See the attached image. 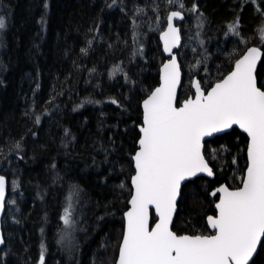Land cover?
I'll return each instance as SVG.
<instances>
[{
  "label": "trees",
  "instance_id": "obj_1",
  "mask_svg": "<svg viewBox=\"0 0 264 264\" xmlns=\"http://www.w3.org/2000/svg\"><path fill=\"white\" fill-rule=\"evenodd\" d=\"M171 11L183 14L179 103L194 77L207 90L251 45L263 50L264 88V0H0V169L7 197L18 187L5 204L0 264H39L42 244L44 264H115L141 102L159 82L158 35ZM246 144L234 128L205 141L214 178L183 185L175 233L211 234V192L240 186ZM253 260L264 264V250Z\"/></svg>",
  "mask_w": 264,
  "mask_h": 264
},
{
  "label": "snow or ice",
  "instance_id": "obj_2",
  "mask_svg": "<svg viewBox=\"0 0 264 264\" xmlns=\"http://www.w3.org/2000/svg\"><path fill=\"white\" fill-rule=\"evenodd\" d=\"M178 18H182L181 13L173 11L162 37L169 53L179 42L178 30L172 24ZM4 27L0 17V30ZM229 30L239 35L238 25H230ZM260 59L256 47L248 49L207 94L202 83L195 81L194 97L182 106L177 99L180 70L175 57L163 66L162 85L143 102V124L132 156L134 194L125 213L117 264H255L254 255L258 249L264 250V88L258 86L257 78ZM233 126L250 138L242 187L229 190L221 186L211 193L214 197L219 194L217 215L207 217L211 235H177L170 225L182 185L200 173L214 175L205 159L204 138ZM5 184L0 176V210L4 207ZM72 211L69 197L62 217L65 226L72 224ZM44 251L42 244L39 264H44Z\"/></svg>",
  "mask_w": 264,
  "mask_h": 264
},
{
  "label": "water",
  "instance_id": "obj_3",
  "mask_svg": "<svg viewBox=\"0 0 264 264\" xmlns=\"http://www.w3.org/2000/svg\"><path fill=\"white\" fill-rule=\"evenodd\" d=\"M173 11H171V12H169V14L167 15V18H166V24H165V27L162 29V31H160V33H159V35H158V41H159V43H160V46H161V50H162V53H163V55H164V58H165V60L163 61V63L160 65V67H159V75H158V80H159V82H158V85L151 91V92H153L156 88H158V87H160L161 85H162V76H163V66L166 64V63H169L170 62V60L173 58V57H175V59H176V61H177V65L179 66V70H180V84L178 85V87H177V97H178V92H179V89H180V87H181V82H182V71H181V67H180V63H179V60H178V56H177V51L181 48V46H182V34H181V31H180V27L176 24V21L177 20H179V21H182L183 20V14L181 13V16H182V18H178V19H174L173 21H172V24H173V26L178 30V37H179V42H178V45L176 46V47H173L172 49H171V53H169V52H166L165 51V42H164V39L162 38L163 37V34L165 33V32H167L168 31V18H169V16H171V13H172ZM179 12V11H178ZM252 47H256L259 51H260V53H261V59H262V55H263V50L262 49H260L259 47H257V46H254V45H251V46H249V47H247L246 49H245V51L242 53V55L240 56V57H238L235 61H234V63H233V66H232V68H231V70L221 79V80H223L232 70H233V68H234V65H235V62L238 60V59H240V58H242L243 57V55H245L246 54V52H247V50L248 49H250V48H252ZM261 59H260V61H261ZM260 61H258V63H257V68H258V65H259V63H260ZM221 80H219V81H221ZM195 81H199L198 79H197V77H194L193 79H192V81H191V87H192V90H193V94L192 95H190V96H188L186 99H183L179 104L182 106V104H183V102L185 101V100H187V99H189V98H193L194 97V94H195V88H194V82ZM219 81H216L215 83H213L212 84V86L210 87V88H208L207 90H204L205 91V94H207V91H209L217 82H219ZM150 92V93H151ZM150 93L142 100V102H141V111H142V122H141V125L140 126H142V124H143V102H144V100L145 99H147L148 98V96L150 95ZM139 126V127H140ZM139 127H138V131H139ZM233 128L234 129H237L239 132H241L242 134H244L245 136H246V138H247V144H246V149H245V156H246V167H245V170H244V173H243V178H242V180L246 177V170H247V166H248V155H247V150H248V145H249V143H250V138L247 136V134L246 133H244L241 129H239L237 126H233ZM232 128V129H233ZM232 129H229V130H226L225 132H221V133H215L213 136H211V137H205L204 138V140L205 141H207V140H210V139H213L214 137H216V136H219V135H222V134H224V133H227V132H229L230 130H232ZM139 136H140V132H139ZM139 139V138H138ZM138 142V141H137ZM137 148H138V143H137ZM137 150V149H136ZM136 152V151H135ZM135 152H134V154H135ZM133 154V155H134ZM206 159V158H205ZM206 161H207V159H206ZM207 163H208V161H207ZM209 164V163H208ZM132 165H133V161H132ZM209 167L211 168V166L209 165ZM133 170H134V172H133V174H132V176L134 175V173H135V169H134V166H133ZM0 176H2V177H4L5 178V182H6V184H5V201H4V207H3V209L2 210H0V237H2L3 239H4V236H3V230H2V219H3V216H4V212H5V204H6V200H7V190H8V182H7V179H6V177L3 175V174H1V169H0ZM131 176V177H132ZM197 177H206V178H208V179H213L214 178V175L213 176H208L206 173H200V174H198L197 175ZM197 177H195V178H197ZM195 178H193V180L195 179ZM192 181V180H191ZM186 182H188V181H186ZM185 182V183H186ZM184 183V184H185ZM183 184V185H184ZM183 185H182V187H183ZM221 186H225V187H228L225 183H222V184H220V185H218L217 187H215L213 190H212V192L213 191H215L217 188H219V187H221ZM181 187V188H182ZM240 187H242V181H241V183H240V186L238 187V188H240ZM130 188H131V194H130V197H129V200H128V203H127V209L124 211V213H123V230H122V236H121V240H122V237H123V234H124V231H125V228H126V218H125V213L130 209V207H131V205L129 204V201H130V199H131V197H132V195L134 194V188H133V186H132V183H131V178H130ZM229 188V187H228ZM238 188H234V189H231V188H229V190H237ZM211 192V193H212ZM218 198H219V194H217V200H216V202L214 203V205H213V207H214V211H215V214L214 215H210V216H213V217H215L216 215H217V213H218V210L216 209V207H215V205H216V203H218ZM178 201H179V198H178V200H177V203H178ZM176 211H177V208H176ZM175 214H176V212L173 214V219H172V224H173V221H174V217H175ZM172 224L170 225V227H171V229H172ZM206 225H207V228H208V230L211 232V234H212V229L208 226V223H207V218H206ZM177 234V233H176ZM211 234H209V235H211ZM177 235H179V234H177ZM182 235H189V236H192V235H190V234H181V236ZM206 236V235H205ZM121 240H120V243H119V247H120V244H121ZM5 242V241H4ZM4 245V243L3 244H0V248L2 247ZM119 247H118V252H117V257H116V261H115V264H117V261H118V257H119ZM259 250V249H258ZM256 255V254H255ZM255 255H254V257H255ZM253 257V258H254Z\"/></svg>",
  "mask_w": 264,
  "mask_h": 264
},
{
  "label": "rangeland",
  "instance_id": "obj_4",
  "mask_svg": "<svg viewBox=\"0 0 264 264\" xmlns=\"http://www.w3.org/2000/svg\"><path fill=\"white\" fill-rule=\"evenodd\" d=\"M243 178V177H242ZM242 179H240V183H241ZM17 190H18V187H17V184L16 182H12L11 184V187H10V194L9 196L7 197V199L11 202H13V200L15 199V196L17 195ZM72 230L70 231V234H71ZM67 235H68V232H67Z\"/></svg>",
  "mask_w": 264,
  "mask_h": 264
}]
</instances>
